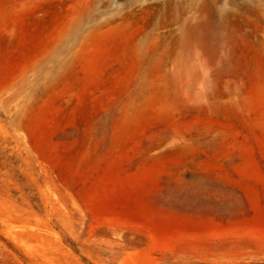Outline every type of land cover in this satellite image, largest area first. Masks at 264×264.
Returning <instances> with one entry per match:
<instances>
[{"label": "rangeland", "instance_id": "374dc122", "mask_svg": "<svg viewBox=\"0 0 264 264\" xmlns=\"http://www.w3.org/2000/svg\"><path fill=\"white\" fill-rule=\"evenodd\" d=\"M0 264H264V0H0Z\"/></svg>", "mask_w": 264, "mask_h": 264}]
</instances>
